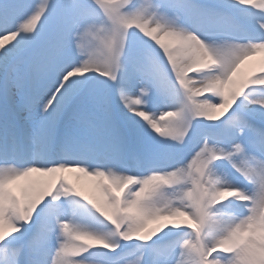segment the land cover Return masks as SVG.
I'll return each instance as SVG.
<instances>
[{
	"label": "snow or ice",
	"instance_id": "obj_1",
	"mask_svg": "<svg viewBox=\"0 0 264 264\" xmlns=\"http://www.w3.org/2000/svg\"><path fill=\"white\" fill-rule=\"evenodd\" d=\"M262 52L264 0H0V264H264Z\"/></svg>",
	"mask_w": 264,
	"mask_h": 264
},
{
	"label": "bare ground",
	"instance_id": "obj_2",
	"mask_svg": "<svg viewBox=\"0 0 264 264\" xmlns=\"http://www.w3.org/2000/svg\"><path fill=\"white\" fill-rule=\"evenodd\" d=\"M6 45H7V42H6ZM261 61H264V52H262L260 54V56L257 58V57H253L251 58L249 61L246 62L245 66H244V70H248V69H252L256 66H259V64L261 63ZM71 177L74 178L71 174ZM71 179V178H70ZM76 180V178H74ZM76 183L80 184L82 187H83V183H82V180L80 181H75Z\"/></svg>",
	"mask_w": 264,
	"mask_h": 264
}]
</instances>
